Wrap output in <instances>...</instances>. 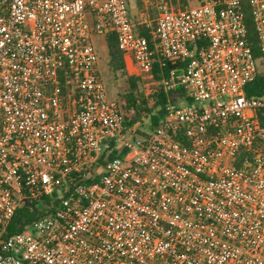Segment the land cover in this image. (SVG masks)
Returning <instances> with one entry per match:
<instances>
[{"label": "built area", "instance_id": "built-area-1", "mask_svg": "<svg viewBox=\"0 0 264 264\" xmlns=\"http://www.w3.org/2000/svg\"><path fill=\"white\" fill-rule=\"evenodd\" d=\"M137 2L134 18L129 0H0V264H264V96L246 94L264 73V0ZM111 33L134 74L191 57L157 85L192 103L146 136L108 98L94 38Z\"/></svg>", "mask_w": 264, "mask_h": 264}, {"label": "trees", "instance_id": "trees-1", "mask_svg": "<svg viewBox=\"0 0 264 264\" xmlns=\"http://www.w3.org/2000/svg\"><path fill=\"white\" fill-rule=\"evenodd\" d=\"M130 1V0H129ZM185 3V0H182ZM131 3V2H130ZM244 21L248 29V42L250 43L256 56H259V43L254 29L253 20L248 6L244 7ZM155 14L153 13V16ZM137 33L148 39L151 46L154 45L152 37V28L139 27ZM105 42L108 51V68L111 73L120 75L125 78L129 87L124 94L127 106L134 107L136 116L127 123V126L135 123L136 119L142 113L150 117L149 131L152 132L159 122L166 116L167 107L170 103L178 104V101L192 103L190 97L186 95L185 88L178 86L170 90H166L164 86L157 85L156 82L162 78L170 79L172 76H179L183 73L191 57H187L181 62H170L167 60L155 61L147 74L150 76V88L142 89V77L129 75L124 61L123 52L120 50L117 37L115 34L105 36ZM247 96H264V73L260 72L256 79L247 85ZM178 100V101H177ZM149 132V133H150ZM149 133H143L146 136ZM115 156V153L111 157ZM240 161H238V166ZM58 204L56 195L45 196L39 201L27 202L23 204L15 213L13 220L8 228V234H14L26 229L32 222L40 219L47 212H50L53 206Z\"/></svg>", "mask_w": 264, "mask_h": 264}, {"label": "rangeland", "instance_id": "rangeland-1", "mask_svg": "<svg viewBox=\"0 0 264 264\" xmlns=\"http://www.w3.org/2000/svg\"><path fill=\"white\" fill-rule=\"evenodd\" d=\"M131 2V8H132V14L134 18H137L140 12V5L137 2V0H130ZM181 5L184 4V2L181 0L180 2ZM196 4V2H192V5ZM149 19L152 21L154 20L153 13H148ZM154 25V22H152ZM94 44L96 46V49L98 51V56H99V70L100 74L102 77V80L106 86L107 89V95L110 100H114L118 102L119 104L122 105V108L124 110H128L131 108L127 106L126 100L124 98V94L128 90V83L126 82L125 78L121 77L120 75H115L110 72L108 68V51H107V46L105 42V38L102 36H97L94 38ZM127 68V67H126ZM127 72L129 75H134V76H141L142 77V89H147L150 88V76L147 74L148 71H145L141 74H134L129 72L127 69ZM157 84V82H156ZM147 87V88H146ZM178 101V100H177ZM178 104L180 103H185L184 101H178ZM134 108V107H132ZM129 122L136 116L135 108L133 113H129ZM128 122V123H129ZM149 126H150V117L144 113L140 115L138 119H136L135 123L132 125L128 126V134L131 137H139L143 133H149Z\"/></svg>", "mask_w": 264, "mask_h": 264}, {"label": "crops", "instance_id": "crops-1", "mask_svg": "<svg viewBox=\"0 0 264 264\" xmlns=\"http://www.w3.org/2000/svg\"><path fill=\"white\" fill-rule=\"evenodd\" d=\"M125 64H126L127 69L129 70V72H131L132 66H131L130 61L128 59H125Z\"/></svg>", "mask_w": 264, "mask_h": 264}]
</instances>
